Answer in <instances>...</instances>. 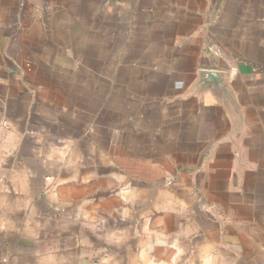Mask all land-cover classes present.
Instances as JSON below:
<instances>
[{
  "label": "crops",
  "instance_id": "0c3cea01",
  "mask_svg": "<svg viewBox=\"0 0 264 264\" xmlns=\"http://www.w3.org/2000/svg\"><path fill=\"white\" fill-rule=\"evenodd\" d=\"M0 264H264V0H0Z\"/></svg>",
  "mask_w": 264,
  "mask_h": 264
},
{
  "label": "water",
  "instance_id": "95a60500",
  "mask_svg": "<svg viewBox=\"0 0 264 264\" xmlns=\"http://www.w3.org/2000/svg\"><path fill=\"white\" fill-rule=\"evenodd\" d=\"M189 94L199 95L200 97L206 94L212 95L223 107L230 111L235 118L237 124L235 133L242 130L244 123L242 107L225 72L217 70H199L197 79L192 85Z\"/></svg>",
  "mask_w": 264,
  "mask_h": 264
}]
</instances>
